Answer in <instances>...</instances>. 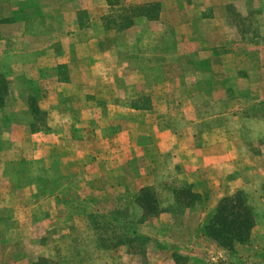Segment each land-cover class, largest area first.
<instances>
[{
	"label": "rangeland",
	"instance_id": "rangeland-1",
	"mask_svg": "<svg viewBox=\"0 0 264 264\" xmlns=\"http://www.w3.org/2000/svg\"><path fill=\"white\" fill-rule=\"evenodd\" d=\"M184 1L187 9L196 5ZM148 3L157 6L148 26L154 36L145 39L171 50L164 56L156 54L159 68L154 80L158 82L151 90V103L162 112L159 124L193 127L197 144L205 142L206 132L211 130L225 149L231 148V157L204 166L188 183L182 173L190 169V157L172 141L167 146H148V135L141 131V115L131 114L124 106L120 117L104 119L133 129L134 145H130L131 137L124 135L123 149L114 157V144L105 151L93 144L102 134L98 128L103 118L77 120L78 128L71 135L90 138L88 153L82 156L74 146L75 151L69 152L74 154V164L64 168L57 163L44 170L33 148L36 137L10 133L14 125L28 124L32 131L45 126L46 118L35 115L34 92L25 90L31 99L30 112H0V162L4 161L0 164V264H264V36L258 35L264 20L258 17L257 3L232 0L218 9L224 20L213 54L204 48L202 53L181 57L174 52V37L166 35L172 30L173 17L169 22L153 21L159 1ZM118 7L107 6L102 17H110L102 22L113 27ZM195 71L200 79L197 95H192L193 103H186L181 99L195 91L190 82ZM25 91L19 97H24ZM138 100L146 104L145 98ZM186 116H195L192 124ZM66 152L54 147L50 156L64 158ZM114 169L121 172L122 181L119 177L115 181ZM43 171L47 176L65 173L42 180ZM144 186L158 196L160 211L154 215L141 214L135 203V195ZM56 190L60 193L56 200L43 196ZM236 191L243 194L252 212L253 226L245 241L223 247L205 236L202 226L218 199ZM114 210L117 213L111 214ZM102 220L106 224L103 229L98 228ZM132 229L137 233L133 239ZM124 234L129 236L127 243L103 246Z\"/></svg>",
	"mask_w": 264,
	"mask_h": 264
},
{
	"label": "crops",
	"instance_id": "crops-1",
	"mask_svg": "<svg viewBox=\"0 0 264 264\" xmlns=\"http://www.w3.org/2000/svg\"><path fill=\"white\" fill-rule=\"evenodd\" d=\"M132 1L148 3L152 0ZM158 1V15L153 21L169 22L173 17L172 30L166 35L174 37V52L179 57L202 53L204 48L213 54L212 50L219 46L221 22L224 20V14H220L218 9L232 0H191L196 5L189 9L184 0ZM254 1L258 6V17L261 19L262 16L263 21L264 0ZM107 6L105 0H0V112H30L31 99L25 90L34 92L35 115L46 118L45 126L32 131L28 124L14 125L10 133L15 131L22 136L36 137L33 146L35 156L41 158L42 166L47 170L57 163L64 168L74 164V154H69L75 151L74 146L79 148L82 156L88 153L90 138L82 135L76 138L71 134L78 128L76 122L92 116L103 118L98 128L102 134L93 142L99 149L105 151L106 147L114 144L117 152L114 157H118L123 149L120 143L124 135L131 137L130 145H134L136 136H133V129L123 127L117 121L108 124L104 119L120 117L125 106L131 114L141 115V131L148 135V146H167L172 141L171 144L177 143L176 147L184 150L192 162L182 177L191 183L192 176L199 174L204 166L228 160L231 148L225 149L224 143L212 136L211 130L206 132V141L197 144L193 127L159 124L162 112H158L151 103L154 100L151 90L158 82L154 80L155 69L159 68L156 66V54L164 56L171 50L164 45L155 46L145 39L154 34L148 28L152 20L144 15L133 17L126 28L104 27L102 16ZM258 29V35L264 36V21ZM12 56L18 58L12 59ZM201 58L198 61L201 62ZM196 74L195 71L190 81L195 91L181 99L186 103H193L192 95H197L200 79ZM24 91L25 96L19 97ZM141 98L146 99V104H139L138 99ZM191 105L190 111L193 112L195 106ZM186 117L187 123L192 124L195 116ZM79 132L84 133V130ZM54 147L66 150L65 157L52 158L50 154ZM10 159L6 158V161ZM43 172L46 175L42 180L56 179L65 173L60 171L47 176L48 173ZM112 175L115 181H122L121 172L114 169ZM59 195V190H56L43 196L56 200Z\"/></svg>",
	"mask_w": 264,
	"mask_h": 264
},
{
	"label": "trees",
	"instance_id": "trees-1",
	"mask_svg": "<svg viewBox=\"0 0 264 264\" xmlns=\"http://www.w3.org/2000/svg\"><path fill=\"white\" fill-rule=\"evenodd\" d=\"M109 7L115 5L118 7V14L116 15V22L111 27L108 23H104V27L113 29H122L130 25L132 18L138 15H144L149 19L153 18L156 9L155 3L144 4H122V2H112L106 0ZM110 16H105L108 19ZM103 18V19H104ZM106 22H109L106 21ZM190 195L197 196V193L190 192ZM135 203L140 210L141 214L154 215L160 211L158 206V198L150 187L144 186L139 189L135 195ZM117 213L116 210L111 214ZM93 217V216H91ZM104 219V218H103ZM104 222V227H103ZM102 223V224H101ZM101 226L98 228H106L105 221L100 222ZM97 225V224H96ZM98 226V225H97ZM253 226V215L247 205L243 194L236 191L231 195L223 196L218 199L214 212L203 224V234L223 247H230L233 242H243L248 238L249 231ZM121 229H124L123 227ZM131 239L136 238L137 233L132 229L130 231ZM114 242L105 244L103 246H117L127 243L129 239L128 234L119 236Z\"/></svg>",
	"mask_w": 264,
	"mask_h": 264
}]
</instances>
